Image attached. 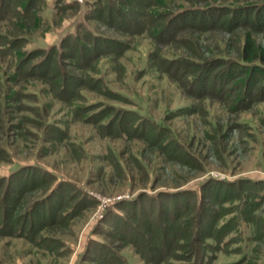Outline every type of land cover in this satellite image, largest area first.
I'll return each mask as SVG.
<instances>
[{
    "label": "trees",
    "instance_id": "obj_1",
    "mask_svg": "<svg viewBox=\"0 0 264 264\" xmlns=\"http://www.w3.org/2000/svg\"><path fill=\"white\" fill-rule=\"evenodd\" d=\"M45 12L54 17L72 12L71 27L53 44L41 43V40L55 33L54 29L43 31L41 40L23 33L26 23L38 28ZM188 18L192 22L185 25ZM14 20L19 23L13 24ZM94 23L110 28L122 38L116 39L117 42L107 38L98 32ZM4 25L17 27L22 34L13 37L10 32H0V62L7 68L5 79L0 77V163L11 162L9 134L14 130L8 121L18 110L20 117L16 116L27 125L24 135L40 139L42 144L45 138L57 145L66 142L68 129L50 118V105L43 108L32 92L31 88L41 82L47 83L43 91L52 92L54 99L66 104L81 122H90L97 113L90 115L87 110L105 101L87 102L89 98L79 86L128 105H109L116 114L102 127L116 129L113 133L101 131L103 136L129 140L133 133L140 131V137L150 141L152 147L165 151L172 146L178 148L176 151L184 149L179 146L177 134L166 124L167 118L159 120L144 113L139 109L141 99L113 89L107 74L98 67V62L114 63L135 48L132 43L122 41L126 38L146 37L153 41L157 48L145 59V70L170 78L195 100L210 98L230 113L252 108L254 102L251 101L264 100V79L256 80L257 76L264 77V45L256 38L264 32V0H0V28ZM173 27L188 38L180 39L179 34L173 36ZM210 35H215L217 43L204 53L200 52L198 42ZM233 36L241 42L239 50L223 49L218 44H225ZM182 42L187 44L186 48ZM167 44H172L169 55L183 53L166 55ZM31 45L34 47L27 49ZM115 47V59H112L108 55ZM38 57L41 60L35 62ZM92 60L96 63L92 64ZM71 67L76 71H88H78L75 75L69 70ZM242 75L245 76L241 81L228 84ZM222 77L226 80L222 81ZM8 78L14 79L15 85H8ZM256 87L260 94L255 97ZM15 91L17 106L13 105V98L8 97ZM34 100L36 102H32ZM187 110L192 112L194 108ZM196 110L201 111L199 105ZM92 123L100 129L98 120ZM246 125L244 121L237 122L235 129L240 132ZM55 144L45 146L49 153ZM80 151L81 146L74 145V152ZM181 153L198 161L186 152ZM113 163L118 168L117 162ZM214 185L217 187L212 191ZM45 189L48 191L37 201H26ZM208 192L210 198L206 200ZM151 193L145 190L134 198L116 201L107 207L95 237L90 239L77 264H131L115 242L123 247L132 246L149 264H158L166 255L170 261L162 264H176L177 261L185 262L183 264L252 263L257 245L264 238V179L209 178L198 189L187 187L174 192L157 190ZM0 194L3 195L0 236L24 237L44 250V254L50 248L38 235L40 226L34 228L41 220L38 217L35 221L36 212H43V221L48 223L67 224L75 212L98 205L97 199L83 185L60 178L40 163L26 164L9 176L1 177ZM76 198L80 202L72 203ZM179 198H192V204L186 202L184 210L180 211L176 205H169L165 210L160 203V200H170L176 204ZM144 201L150 204L147 208L141 204ZM24 215L32 221L28 222L27 218L24 224ZM246 231L251 232L248 237ZM98 235L104 238L98 239ZM109 238L113 239L111 243L107 241ZM247 242L254 243L248 254ZM68 246L67 243L59 246L61 254L72 252ZM221 255L241 257L222 263Z\"/></svg>",
    "mask_w": 264,
    "mask_h": 264
},
{
    "label": "rangeland",
    "instance_id": "obj_2",
    "mask_svg": "<svg viewBox=\"0 0 264 264\" xmlns=\"http://www.w3.org/2000/svg\"><path fill=\"white\" fill-rule=\"evenodd\" d=\"M77 1L83 2L85 0ZM71 14L72 12H67V14L54 17L51 13L45 12L43 14L44 21H41L38 28L33 27L32 23H26L23 33L41 40L42 37L40 36L43 31L54 29L55 33L48 34L41 40V43H56L61 35L66 34L71 27ZM190 22L192 19L188 18L184 24H190ZM16 23L19 21L14 20L13 24ZM12 26L4 25L0 28V32H10L13 37H19L18 35L22 32L17 27ZM94 26L99 33L116 42V39L122 38L118 33L109 30L110 28L107 29L104 25L100 26L98 23H94ZM180 31V29L177 30L173 27L171 33L174 36L178 35ZM177 37L180 39L188 38L183 34H179ZM234 37L225 44L221 42L218 44L223 49L239 50L241 42H237V37ZM256 38L259 43L264 45V32L257 34ZM122 41L132 43L135 48H131L122 58L115 60L114 63L116 64L103 61L98 62L100 64L98 67L107 74L113 89L128 94L133 99L140 98L139 109L144 113H148L159 120L167 118L166 124L177 134L179 146L184 149L181 148L182 150L176 151L178 148L172 146L168 148V151H165L158 147H152L150 141L140 137V131L132 132L134 136L129 140L103 136L101 131L106 133V131L112 132L116 129L113 126L105 127V129L102 127L107 125L116 114V111L111 109L112 107L109 105H122L124 107L128 105L88 92L83 86H79L84 91L83 93L88 96L87 102H106L87 110L90 115L97 114L89 119L90 122H81L71 113L66 104L54 99L52 92L43 91V88L47 87V83L36 84L31 89H34L32 92L35 93V96L37 95V102L41 103L43 108L44 105L46 107L50 105L48 107L51 113L50 118L54 121H60L61 125L68 129L69 136L64 144L60 142L58 145L53 141H48L47 138H45L44 144L41 143L40 139L29 138L24 135L27 125L24 126L20 120L19 113L21 111L18 110L17 114L15 112V115H12L8 121L10 128L15 131H13L14 134H11L13 132L9 134L11 162L0 163V178L9 176L12 171H16L26 164L40 163L54 171L60 178L83 185L88 193L97 199L98 205L75 212L67 224L48 223L43 221V212H36L35 221L38 217L41 220L36 222L34 228L40 226L38 235L42 237V243L50 248V251L44 254V250L24 237L0 236V264H77L90 239L95 237V233L105 217L106 208L111 207V204L116 201L134 198L145 190L153 194L157 190L174 192L187 187L198 189L200 184L209 178L229 181L239 177L264 179V123L262 122L264 120V100L251 101V103L254 102L252 108L236 113L234 111L228 112L219 102L210 98L201 101L195 100L170 78L156 74L154 71L145 70L147 67L145 59L150 51L157 48L153 41L146 37L126 38ZM215 43H217L215 35H210L204 37L202 42H198V48L200 52L204 53L207 48L214 47ZM171 45L165 46L166 55L174 56L183 53L180 51L174 55H169L168 49H171ZM182 45L186 48L187 44L183 43ZM33 47L31 45L27 49ZM115 49L116 47L111 49L108 55L112 59H115ZM40 60L41 57H38L34 61L39 62ZM91 63H96V60H92ZM66 69L68 68L66 67ZM69 70L75 75L78 71L79 73L88 71V69L76 71L72 67ZM6 74V66L0 62V77L5 79ZM244 76L242 75L228 84L233 85L241 81ZM262 79L264 77L257 76L256 78V80ZM225 80L226 78L222 77V81ZM6 81L8 85H15L14 79L8 78ZM15 89L18 90V88ZM15 93L16 91L8 97L9 99L13 98L11 101H13L14 106H17ZM259 94L260 91L256 87L254 90L255 97ZM32 102H36V100ZM197 105L201 109L200 112L196 110ZM135 108L137 107L135 106ZM190 108H194V110L189 112L187 109ZM175 111H181V113L172 114ZM18 114L19 117L16 116ZM100 116L102 119H99ZM95 120L99 121L100 129L97 128V124L92 123ZM243 121L247 125L244 130L239 132L235 129V125L237 122ZM207 136H210V139ZM242 141H245V144H242ZM52 143L55 144V147L49 153L47 147ZM71 143L81 146V151L75 153L74 145ZM216 144L218 149H216ZM45 146L47 147L45 148ZM180 151L188 153L192 158H197L198 161L190 159L186 155L183 156ZM113 162H117L118 168ZM216 187L214 185L212 191ZM47 189L37 195L29 196L26 201H37L48 191ZM2 196L0 194V199ZM209 198L208 192L206 193V200ZM74 202L80 201L76 198L72 201V203ZM183 202H185L184 205H182ZM186 202L192 204V198L187 200L179 198L176 204L170 200H160L165 210H168L169 205H176L180 208L178 210L182 211L187 205ZM141 204L146 208L150 205L145 201ZM23 214L21 215L23 216ZM181 215L184 217V214L181 213ZM27 218H29L28 222L32 221L31 217L24 215V224H26ZM250 233V231H246L245 234L248 237ZM97 238L102 239L104 236L98 235ZM107 241L111 243L113 239L109 238ZM63 243H67L72 252L61 254L59 246ZM247 243L250 244V248L254 245L251 242ZM116 245L119 246V251L128 257L131 264H149L132 246L123 247L119 242H115ZM247 252L249 253V249ZM238 258V256L226 257L221 255L220 261L225 263ZM163 261H170L167 255L158 264H162ZM251 262V264H264V238L257 245L255 256ZM91 263L97 264L96 262ZM183 263L185 262H176V264Z\"/></svg>",
    "mask_w": 264,
    "mask_h": 264
},
{
    "label": "crops",
    "instance_id": "obj_3",
    "mask_svg": "<svg viewBox=\"0 0 264 264\" xmlns=\"http://www.w3.org/2000/svg\"><path fill=\"white\" fill-rule=\"evenodd\" d=\"M247 246H248L247 250H248V249H251V248H250V244H249V243H248V245H247ZM247 254H248V252H247ZM238 257L240 258L241 256H238ZM239 258H238V259H239Z\"/></svg>",
    "mask_w": 264,
    "mask_h": 264
}]
</instances>
